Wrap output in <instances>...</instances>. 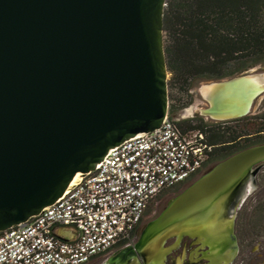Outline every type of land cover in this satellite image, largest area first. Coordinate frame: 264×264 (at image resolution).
<instances>
[{"label": "water", "instance_id": "obj_1", "mask_svg": "<svg viewBox=\"0 0 264 264\" xmlns=\"http://www.w3.org/2000/svg\"><path fill=\"white\" fill-rule=\"evenodd\" d=\"M165 6L166 0H0V231L55 202L110 148L160 127L169 107ZM256 75L210 82L237 89L243 104L202 93V114L247 115L264 90V82L250 85ZM263 162L264 143L217 162L168 200L136 249L151 246L162 262L166 236L217 220L220 230L208 242L235 251L233 217L256 188Z\"/></svg>", "mask_w": 264, "mask_h": 264}, {"label": "built area", "instance_id": "obj_2", "mask_svg": "<svg viewBox=\"0 0 264 264\" xmlns=\"http://www.w3.org/2000/svg\"><path fill=\"white\" fill-rule=\"evenodd\" d=\"M211 146L168 113L160 127L110 148L95 170L27 221L0 231V264H84L130 239L152 200L196 174ZM60 227L75 230L63 239Z\"/></svg>", "mask_w": 264, "mask_h": 264}, {"label": "trees", "instance_id": "obj_3", "mask_svg": "<svg viewBox=\"0 0 264 264\" xmlns=\"http://www.w3.org/2000/svg\"><path fill=\"white\" fill-rule=\"evenodd\" d=\"M163 21L170 73L168 114L181 130L203 133L211 146L209 169L242 149L264 143V111L215 123L202 117H176L192 103L191 89L198 82L231 78L264 64V0H166ZM259 177L263 185L264 173ZM177 185L165 188L154 200ZM240 234L247 242L264 236V197L249 201Z\"/></svg>", "mask_w": 264, "mask_h": 264}, {"label": "flooded vegetation", "instance_id": "obj_4", "mask_svg": "<svg viewBox=\"0 0 264 264\" xmlns=\"http://www.w3.org/2000/svg\"><path fill=\"white\" fill-rule=\"evenodd\" d=\"M218 121L220 122V120ZM206 164L208 165L205 167ZM210 165L211 162L205 163L196 174L179 183L160 202L150 206L133 229L129 240L113 246L104 254L85 264H264V236L258 237L254 242H247L243 241L240 234L242 212L248 206L249 201L264 197V192H254L262 188L259 179V176L263 174L262 171H258L256 174V188L240 202L233 217L232 227L237 245L235 251L229 247L220 252L219 247L208 242V234L211 231L220 230L219 226H216L217 220L210 224L193 225L187 234L179 235L174 232L166 236L163 240V247L168 248V251L162 262L155 259L157 255L154 253L153 247L150 246L142 251L136 249V244L146 225L162 211L168 200L192 183ZM218 222L224 227L229 225L227 220L221 219Z\"/></svg>", "mask_w": 264, "mask_h": 264}, {"label": "rangeland", "instance_id": "obj_5", "mask_svg": "<svg viewBox=\"0 0 264 264\" xmlns=\"http://www.w3.org/2000/svg\"><path fill=\"white\" fill-rule=\"evenodd\" d=\"M242 74H259V75H263L264 76V64L254 65V66L248 68L247 70H245L244 72H242L239 75H242ZM223 79H228V77L227 78H223ZM219 80H222V79H219ZM212 81H216V80H203V81H200V82H198L197 84H195L193 86V88L191 89V92L193 94V101H192V103L189 106L181 109L178 112V114L176 115V117L178 119H188V118H192V117H202L205 121H208V122H212V123L219 122L218 120L211 119V117L202 114V109L208 107V103L202 97V93L204 94V92H203L204 88L206 86H208L209 83L212 82ZM263 111H264V90L259 95H257L256 98H254L253 103H252V107L250 109V112L247 115H254V114H257V113H261ZM220 121H222V120H220ZM207 165L208 164H206L205 167ZM260 171H262L264 173V162L260 166L259 172ZM260 185L263 186L264 183L262 185V182H261ZM256 191L257 192H264V191H262V188H259V190L257 189L254 192H256ZM165 196H167V194L166 195H162L159 199H156V200L153 199V202H151L150 206L155 205L158 201L160 202V200L165 198Z\"/></svg>", "mask_w": 264, "mask_h": 264}, {"label": "bare ground", "instance_id": "obj_6", "mask_svg": "<svg viewBox=\"0 0 264 264\" xmlns=\"http://www.w3.org/2000/svg\"><path fill=\"white\" fill-rule=\"evenodd\" d=\"M264 82V76L263 75H256L253 76L251 81H249L250 85H255V84H262ZM204 94H209L213 95L216 93L214 96V100H222V102L226 105H237L241 106L243 104L242 101V96L239 95V91L237 89H234L231 86L223 87V89L216 88L215 86H206L203 90ZM80 173H78L73 180H76ZM150 261V260H149Z\"/></svg>", "mask_w": 264, "mask_h": 264}, {"label": "crops", "instance_id": "obj_7", "mask_svg": "<svg viewBox=\"0 0 264 264\" xmlns=\"http://www.w3.org/2000/svg\"><path fill=\"white\" fill-rule=\"evenodd\" d=\"M75 230L70 227H60L58 229V234L64 237L73 236Z\"/></svg>", "mask_w": 264, "mask_h": 264}]
</instances>
